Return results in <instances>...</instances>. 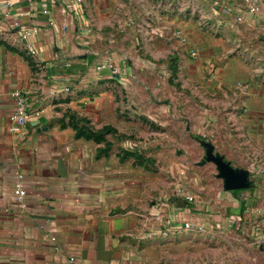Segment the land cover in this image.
<instances>
[{
	"label": "crops",
	"instance_id": "0c3cea01",
	"mask_svg": "<svg viewBox=\"0 0 264 264\" xmlns=\"http://www.w3.org/2000/svg\"><path fill=\"white\" fill-rule=\"evenodd\" d=\"M209 1L220 15L240 18L237 31L253 46L259 67L243 72L248 91L237 107L243 135L252 133L263 158L264 0ZM92 2L0 1V264H65L68 257L74 264H152L144 242L149 234H176V225L209 220L191 202L151 187L147 164L116 151L114 123L123 91L117 83L127 60L103 32L101 10L109 8ZM15 20L37 27L38 34L20 41L11 27ZM107 63L113 69L98 70ZM16 91L26 99L21 125L11 120ZM200 146L205 159L217 156L210 143ZM19 173L27 193L23 209L12 191ZM231 196L229 191L224 197Z\"/></svg>",
	"mask_w": 264,
	"mask_h": 264
},
{
	"label": "rangeland",
	"instance_id": "374dc122",
	"mask_svg": "<svg viewBox=\"0 0 264 264\" xmlns=\"http://www.w3.org/2000/svg\"><path fill=\"white\" fill-rule=\"evenodd\" d=\"M102 2L103 32L127 60L116 151L147 164L151 187L180 203L193 197L189 207L209 217L176 225V234H149L152 264H264V157L252 133L243 135L237 107L248 91L243 72L259 65L237 31L240 18L220 15L209 0ZM201 142L246 174L232 200Z\"/></svg>",
	"mask_w": 264,
	"mask_h": 264
},
{
	"label": "built area",
	"instance_id": "2783aa9c",
	"mask_svg": "<svg viewBox=\"0 0 264 264\" xmlns=\"http://www.w3.org/2000/svg\"><path fill=\"white\" fill-rule=\"evenodd\" d=\"M31 1V0H30ZM250 0H245L246 3H249ZM250 12H255L257 11V8L255 6H250L249 7ZM43 14L47 15L46 11H43ZM12 29H15L16 31L19 32V39L22 42H27L32 36H35L38 34V28L35 26H22L19 22L16 20L12 22L11 24ZM26 50L29 54H34V49L30 45H26ZM63 60H68L66 56H62ZM65 60V67H70V64ZM103 68H112L111 64H102L98 68V70H101ZM114 73L116 72L115 70L113 71ZM12 98L15 102L16 106V113L15 115L11 118L12 122L16 125H21L24 122V117H26L25 112H26V99L25 97L19 92L16 91L12 93ZM13 131L18 130V126H13L12 128ZM12 191L14 198L18 205L20 206L21 209L25 208L26 204V197L27 193L25 190V180L23 174L19 173L16 176L15 181L12 184ZM186 200L188 202L193 201V197H187ZM74 259L72 257H68L66 259L65 264H74Z\"/></svg>",
	"mask_w": 264,
	"mask_h": 264
},
{
	"label": "water",
	"instance_id": "95a60500",
	"mask_svg": "<svg viewBox=\"0 0 264 264\" xmlns=\"http://www.w3.org/2000/svg\"><path fill=\"white\" fill-rule=\"evenodd\" d=\"M204 145L208 147L210 152L212 151V147L209 144ZM206 160L213 162L217 166L219 177H221L224 182V190L235 191L246 188V174L244 172L235 171L228 163H224L222 159L212 156L211 153H208Z\"/></svg>",
	"mask_w": 264,
	"mask_h": 264
}]
</instances>
